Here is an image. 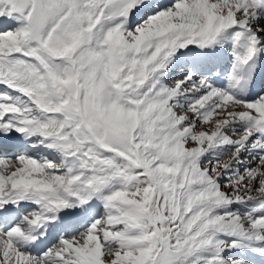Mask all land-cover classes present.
Masks as SVG:
<instances>
[{"label": "snow or ice", "instance_id": "6c2138e0", "mask_svg": "<svg viewBox=\"0 0 264 264\" xmlns=\"http://www.w3.org/2000/svg\"><path fill=\"white\" fill-rule=\"evenodd\" d=\"M0 264H264V0H0Z\"/></svg>", "mask_w": 264, "mask_h": 264}]
</instances>
